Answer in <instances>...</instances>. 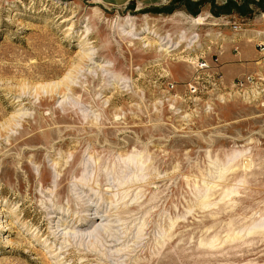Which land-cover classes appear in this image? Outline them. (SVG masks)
Wrapping results in <instances>:
<instances>
[{
    "label": "rangeland",
    "instance_id": "rangeland-1",
    "mask_svg": "<svg viewBox=\"0 0 264 264\" xmlns=\"http://www.w3.org/2000/svg\"><path fill=\"white\" fill-rule=\"evenodd\" d=\"M166 1L0 0V264H264V70L187 90L264 0Z\"/></svg>",
    "mask_w": 264,
    "mask_h": 264
},
{
    "label": "crops",
    "instance_id": "crops-1",
    "mask_svg": "<svg viewBox=\"0 0 264 264\" xmlns=\"http://www.w3.org/2000/svg\"><path fill=\"white\" fill-rule=\"evenodd\" d=\"M103 1V0H102ZM109 5H125L127 3L138 2L144 4L148 1L154 5L158 0H104ZM170 0H167L168 2ZM198 1V0H193ZM227 1V0H226ZM260 32L244 29L241 26L237 30L232 27L226 28L224 32L217 34V37L211 42L212 54L217 56L220 63V71L223 80L233 81L236 77L251 74L259 69L256 63L262 58V53L257 49ZM261 41V42H259ZM212 56V55H211ZM213 58V57H211Z\"/></svg>",
    "mask_w": 264,
    "mask_h": 264
},
{
    "label": "built area",
    "instance_id": "built-area-1",
    "mask_svg": "<svg viewBox=\"0 0 264 264\" xmlns=\"http://www.w3.org/2000/svg\"><path fill=\"white\" fill-rule=\"evenodd\" d=\"M232 28L237 30L239 28L238 25H233ZM209 48V47H208ZM210 49V48H209ZM257 49L260 53L264 55V41L257 45ZM259 65V68L264 70V56L256 63ZM196 68V74L192 77L190 82L187 84L188 94L191 96H196L201 92L200 83L203 79H206V83L208 84V89L211 91H219L222 88V73L220 71V63L218 57L214 56L211 61L204 59L203 57L198 58L194 62ZM209 73L207 76L202 77L203 74ZM262 73V72H261ZM260 74H251L244 75L243 77L237 78L233 81L234 89H243L250 85H253L258 81ZM262 78V77H261ZM206 88V89H207Z\"/></svg>",
    "mask_w": 264,
    "mask_h": 264
},
{
    "label": "bare ground",
    "instance_id": "bare-ground-1",
    "mask_svg": "<svg viewBox=\"0 0 264 264\" xmlns=\"http://www.w3.org/2000/svg\"><path fill=\"white\" fill-rule=\"evenodd\" d=\"M200 23V22H199ZM128 24V23H127ZM117 28V27H116ZM120 29V28H119ZM128 34H130L131 35V37H132V39L135 41V40H142V39H140V38H138V37H135V34H132L131 32L130 33H128ZM86 57L84 56L83 57V60L85 59ZM62 92V91H61ZM60 134V133H59ZM58 136V135H57ZM58 138V137H57ZM68 140V139H67ZM64 143H66V142H64ZM63 143V144H64ZM96 215V214H95ZM91 226V225H90ZM98 230H100V229H98ZM101 231V230H100ZM90 236V235H89Z\"/></svg>",
    "mask_w": 264,
    "mask_h": 264
}]
</instances>
